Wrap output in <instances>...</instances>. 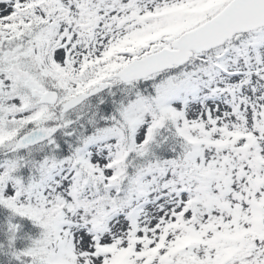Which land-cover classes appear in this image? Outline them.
Returning <instances> with one entry per match:
<instances>
[{"label":"snow or ice","instance_id":"1","mask_svg":"<svg viewBox=\"0 0 264 264\" xmlns=\"http://www.w3.org/2000/svg\"><path fill=\"white\" fill-rule=\"evenodd\" d=\"M0 208L8 264H264V0H0Z\"/></svg>","mask_w":264,"mask_h":264},{"label":"trees","instance_id":"2","mask_svg":"<svg viewBox=\"0 0 264 264\" xmlns=\"http://www.w3.org/2000/svg\"><path fill=\"white\" fill-rule=\"evenodd\" d=\"M17 222L22 224V230L19 233L20 239H18L16 246L18 249H22L28 243L27 237L32 236L33 238H36L41 230L28 220H17ZM1 234L2 231L0 230V242H5L6 239L2 238ZM0 264H8V258L0 255Z\"/></svg>","mask_w":264,"mask_h":264}]
</instances>
